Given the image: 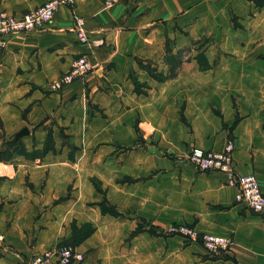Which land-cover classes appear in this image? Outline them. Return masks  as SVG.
<instances>
[{"label": "crops", "instance_id": "obj_1", "mask_svg": "<svg viewBox=\"0 0 264 264\" xmlns=\"http://www.w3.org/2000/svg\"><path fill=\"white\" fill-rule=\"evenodd\" d=\"M73 1V7L58 8L42 31L5 38L0 48V118L5 124L19 131L27 128L28 134L34 130L38 141L44 126L32 129L31 125L47 116L75 129L77 108L85 95L94 98L116 92L124 102L133 80L153 87L131 100L132 108L145 119L157 107V86L151 85L137 60L152 57L155 44L146 41L161 25L189 22L197 35L234 36L229 45L232 56L220 55L211 74H181L159 88L161 105L182 109L186 124L174 130L169 124L158 128L155 119L144 122L139 125L144 144L151 147L158 139L164 141L181 160L193 149L219 151L231 139L237 174L254 175L264 190V0H136L111 8L103 0ZM44 2L0 0V7L20 17ZM74 18L87 31V44L78 42ZM95 40L102 45L95 47ZM222 47L213 45L212 50ZM80 55H86L92 67L83 81L58 93L48 92V84L66 73ZM174 95H179L175 106ZM161 129L160 139L157 130ZM150 152L139 155L151 164L158 158ZM169 171L168 176L177 179L181 197L180 206L172 209L182 212L180 217L194 223L199 233L232 240L227 259L211 264H264V214H253L237 204V189L227 184L226 176L198 172L179 160L171 161ZM28 173L25 162L16 171L0 165V176L4 175L0 178V264H19L51 242L36 229L45 220L34 217L47 203L38 197L37 188L31 191L24 185Z\"/></svg>", "mask_w": 264, "mask_h": 264}, {"label": "rangeland", "instance_id": "obj_2", "mask_svg": "<svg viewBox=\"0 0 264 264\" xmlns=\"http://www.w3.org/2000/svg\"><path fill=\"white\" fill-rule=\"evenodd\" d=\"M192 30L189 22L163 24L146 41L155 44L152 57L137 60V64L151 85L157 86V107L149 112V118L142 119L131 100L134 94H148L151 86L134 80L124 102L117 99L116 92L94 98L85 95L77 108L75 129L57 123L53 116L32 124L30 130L44 126L39 141L34 130L17 137L19 127L0 118V165L3 170L16 171L18 165L27 163L30 174L24 185L31 191L37 188L38 197L47 203L34 219L43 217L44 223L36 229L45 232L46 241L51 242L33 255L69 247L82 256V261L74 264H211L227 259L229 252H208L201 240L185 234L186 230L202 233L180 217L182 212L172 209L180 206L181 197L177 179L168 175L171 161L189 164L177 160V152L166 148L164 141L145 146L139 126L153 119L158 128L169 124L176 130L186 124L182 109L161 105L158 93L163 91L159 88L181 74H211L220 55L232 56L229 45L234 36L197 35ZM219 44L222 50L213 51L212 46ZM87 75L54 87L59 76L48 84V92H61ZM178 96L174 95V106ZM157 135L161 139L164 130H157ZM150 149L158 158L151 164L139 155L152 153ZM50 192L53 194L48 195Z\"/></svg>", "mask_w": 264, "mask_h": 264}, {"label": "built area", "instance_id": "obj_3", "mask_svg": "<svg viewBox=\"0 0 264 264\" xmlns=\"http://www.w3.org/2000/svg\"><path fill=\"white\" fill-rule=\"evenodd\" d=\"M136 0H103L106 8H111L119 3ZM73 0H45V2L25 15L16 17L7 13L0 7V48L5 45V38L9 35L31 34L42 31L49 24L58 8L73 7ZM75 31L78 42L87 44L89 42L87 31L82 27L81 21L74 18ZM95 47L102 45L101 40L92 42ZM92 67L86 55L78 56L72 63L70 69L62 74L54 87L68 85L91 71ZM234 143L228 139L219 151H202L193 149L184 160L203 172L220 173L226 176L227 184L237 189L235 202L243 205L256 215L264 214V190L258 179L252 174H237L234 167ZM186 235L193 240H201L208 252L213 254L228 252L232 246L230 238L211 234H197L186 230ZM82 261V256L69 247L59 250L46 251L33 255L20 264H74Z\"/></svg>", "mask_w": 264, "mask_h": 264}, {"label": "water", "instance_id": "obj_4", "mask_svg": "<svg viewBox=\"0 0 264 264\" xmlns=\"http://www.w3.org/2000/svg\"><path fill=\"white\" fill-rule=\"evenodd\" d=\"M27 134H28V130L27 129H23L22 131H20L17 134V137H22V136L27 135Z\"/></svg>", "mask_w": 264, "mask_h": 264}]
</instances>
